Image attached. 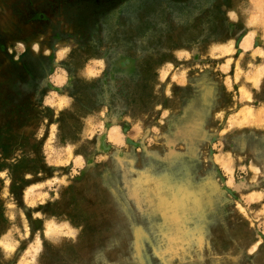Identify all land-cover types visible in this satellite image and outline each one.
<instances>
[{"label": "rangeland", "instance_id": "374dc122", "mask_svg": "<svg viewBox=\"0 0 264 264\" xmlns=\"http://www.w3.org/2000/svg\"><path fill=\"white\" fill-rule=\"evenodd\" d=\"M263 63L264 0H0V264H264Z\"/></svg>", "mask_w": 264, "mask_h": 264}, {"label": "bare ground", "instance_id": "6f19581e", "mask_svg": "<svg viewBox=\"0 0 264 264\" xmlns=\"http://www.w3.org/2000/svg\"><path fill=\"white\" fill-rule=\"evenodd\" d=\"M233 42V41H232ZM231 42V43H232ZM230 49H228V51H229ZM231 51V50H230ZM262 71H260L256 76H255V84L257 85V86H260L261 84H262V82H263V79H264V63L262 64V69H261ZM250 94H251V92H250Z\"/></svg>", "mask_w": 264, "mask_h": 264}, {"label": "crops", "instance_id": "0c3cea01", "mask_svg": "<svg viewBox=\"0 0 264 264\" xmlns=\"http://www.w3.org/2000/svg\"><path fill=\"white\" fill-rule=\"evenodd\" d=\"M246 39H247L248 44H251V41L252 40L250 38H244L242 43H245L246 42Z\"/></svg>", "mask_w": 264, "mask_h": 264}]
</instances>
